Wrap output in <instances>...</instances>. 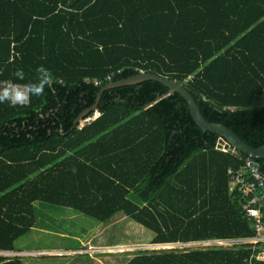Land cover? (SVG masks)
Segmentation results:
<instances>
[{
    "label": "trees",
    "instance_id": "1",
    "mask_svg": "<svg viewBox=\"0 0 264 264\" xmlns=\"http://www.w3.org/2000/svg\"><path fill=\"white\" fill-rule=\"evenodd\" d=\"M38 65L53 73L51 90L0 104V252L33 227L34 202L105 227L126 217L151 244L255 236L228 193L226 170L246 156L218 150L158 81L104 90L98 116L72 126L107 83L147 72L181 83L208 122L262 145L264 0H0V82L34 81ZM255 162L264 174V158ZM262 247L145 251L128 264H264Z\"/></svg>",
    "mask_w": 264,
    "mask_h": 264
},
{
    "label": "crops",
    "instance_id": "2",
    "mask_svg": "<svg viewBox=\"0 0 264 264\" xmlns=\"http://www.w3.org/2000/svg\"><path fill=\"white\" fill-rule=\"evenodd\" d=\"M33 209L35 216L33 227L13 242V251L0 252V256L19 258L20 264H128L139 252L152 251L133 252L130 248L137 244L116 239L118 234H123L129 229L123 222L130 221L126 217L115 216L112 226L105 227L69 208L34 202ZM45 235L51 238V243L42 245L40 242ZM152 238L153 236L149 237L148 244L161 248L201 245L200 248L185 250H204L203 246L206 245H212L210 248H214L232 244L229 246L231 248L242 244L264 243V241L249 243L245 242L247 238H237L151 244ZM35 256L39 258L35 260Z\"/></svg>",
    "mask_w": 264,
    "mask_h": 264
},
{
    "label": "water",
    "instance_id": "3",
    "mask_svg": "<svg viewBox=\"0 0 264 264\" xmlns=\"http://www.w3.org/2000/svg\"><path fill=\"white\" fill-rule=\"evenodd\" d=\"M147 80L158 81L159 83L164 85L168 89L167 95L177 93L179 96H181L186 102L190 115L196 126L202 132H210L218 136V140L216 143V148L218 150L232 149L248 157V160L249 158L253 160L264 158V143L258 147L250 146L224 125L220 123L208 122L201 114L199 107L192 95L181 83L161 77L154 73L139 72L134 76L107 83L99 90L95 103L89 108L83 110L80 115L74 120L72 128L79 125V123H81L83 120L87 122L90 119V116H88L90 112L92 113V115L94 112H97L98 101L104 90L124 85H136Z\"/></svg>",
    "mask_w": 264,
    "mask_h": 264
},
{
    "label": "built area",
    "instance_id": "4",
    "mask_svg": "<svg viewBox=\"0 0 264 264\" xmlns=\"http://www.w3.org/2000/svg\"><path fill=\"white\" fill-rule=\"evenodd\" d=\"M97 83L94 81V84ZM17 86L23 88L25 85L17 84ZM28 101L29 99L25 104ZM231 151L238 153L232 149ZM226 175L228 193L240 195L241 210L255 232V236L247 238L245 242L256 243L257 241H264V174L260 172L255 160L251 158L248 160V157H245L240 166L235 168L228 167ZM256 258L264 260V247L261 248Z\"/></svg>",
    "mask_w": 264,
    "mask_h": 264
},
{
    "label": "clouds",
    "instance_id": "5",
    "mask_svg": "<svg viewBox=\"0 0 264 264\" xmlns=\"http://www.w3.org/2000/svg\"><path fill=\"white\" fill-rule=\"evenodd\" d=\"M36 72L40 75L25 84L23 88L17 86L11 80L0 82V104L7 102L9 106L24 105L30 97H39L45 94V90H51L53 85V73L43 65H38ZM17 80L24 79V72L17 68L13 74Z\"/></svg>",
    "mask_w": 264,
    "mask_h": 264
},
{
    "label": "rangeland",
    "instance_id": "6",
    "mask_svg": "<svg viewBox=\"0 0 264 264\" xmlns=\"http://www.w3.org/2000/svg\"><path fill=\"white\" fill-rule=\"evenodd\" d=\"M98 116V112H94L93 115L90 117V120L96 118ZM87 121V122H88ZM86 122L85 120H83L81 123H79V127L82 126V124ZM124 224L129 228L127 229L126 232H124L123 234H118L116 236V239L118 240V238H120L122 241L124 240V242L130 243V244H137V245H133L130 250H132L133 252H136L137 250H152L158 252V251H181V250H185V249H196V248H200L201 245H195V244H190V245H186V246H179V245H175V247H172V249L169 248H164V247H155L154 245H150L148 244L149 241V237L151 238L153 236V233H151L150 231L146 230L145 228H143L142 226L136 224L133 221H128L125 220L123 221ZM133 227V228H132ZM42 243V245L46 244V243H51V238L49 236H42V241L40 242ZM232 245V244H231ZM230 244H225L224 247H229L231 246ZM212 246V245H211ZM210 245H206L203 246V248H210ZM126 251V250H124ZM38 256H35V260L38 259Z\"/></svg>",
    "mask_w": 264,
    "mask_h": 264
}]
</instances>
